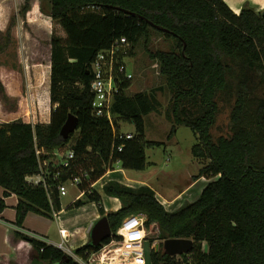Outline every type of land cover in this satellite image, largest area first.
<instances>
[{
    "label": "trees",
    "instance_id": "obj_1",
    "mask_svg": "<svg viewBox=\"0 0 264 264\" xmlns=\"http://www.w3.org/2000/svg\"><path fill=\"white\" fill-rule=\"evenodd\" d=\"M49 16L57 20L64 37L50 38L48 73L50 120L22 119L0 122V214L4 197L14 193L15 221L22 226L25 215L36 212L54 218L61 209L56 182L48 196L41 183L28 177L38 174L40 164L61 149L74 152L71 166L60 177L82 176V197L69 207L94 202L106 215L115 233L122 219L143 215L144 225L158 228L157 238H190L188 253L170 255L152 249L150 264H264V19L249 5L235 13L223 0H48ZM154 24L166 28L162 31ZM152 33L168 41L167 49L151 50ZM121 37L130 43L132 55L141 41L148 56L158 64L171 94L165 116L171 121L168 138L177 125L189 127L197 136L192 155L201 167L193 176L212 178L193 201L167 210L148 185L129 186L116 180L103 185L105 194L117 197L121 206L105 212L101 195L88 186L103 175L112 162L123 168L143 170L148 162L145 147L162 142L145 138L144 116L157 109L153 92L127 93L131 79L114 77L116 91L110 111L112 122L92 113L91 63L102 49ZM120 56L119 59L123 57ZM121 61V60H120ZM121 63V62H119ZM118 64H116L117 68ZM219 102L229 104L226 133L214 134ZM77 118L78 135L69 146L60 128L67 115ZM117 120L132 123L130 138H117ZM121 146V150H118ZM57 151V152H56ZM1 217V216H0ZM28 239L36 257L47 264H79L58 247L15 231ZM155 237H151V241ZM99 245L89 240L73 250L87 258ZM203 244L206 249H203Z\"/></svg>",
    "mask_w": 264,
    "mask_h": 264
},
{
    "label": "rangeland",
    "instance_id": "obj_2",
    "mask_svg": "<svg viewBox=\"0 0 264 264\" xmlns=\"http://www.w3.org/2000/svg\"><path fill=\"white\" fill-rule=\"evenodd\" d=\"M48 12V0H0V120L22 119L33 123H47L50 120V38L52 34L64 37L65 32L57 20L50 18ZM147 46L151 50L167 49L168 41L161 34L152 33ZM125 66L126 71L132 74L127 93L148 91L153 92L157 99V109L144 116L145 138L162 142L159 146L145 147L148 162L145 169H127L126 175L149 181L159 192L172 196L178 192L177 189L194 180V174L191 173L200 164L192 155L191 146L197 142V136L189 127L177 125L175 132L168 138L172 123L166 118L165 109L171 94L159 73L157 62L148 56L141 41L135 46L133 54L126 56ZM219 107L214 134L226 133L228 130L229 104L219 102ZM117 123L122 125V131H134L132 123L123 120H117ZM77 135L78 130H75L68 146ZM64 150L61 149L60 153ZM204 178L203 186L212 179ZM199 188L192 190L194 198L190 200L199 196ZM67 190V194L61 196L63 202L78 193L70 184ZM103 203L106 207L111 206L108 196L102 195ZM157 246L164 250L162 242ZM145 248L148 254V244ZM202 248L206 249V245L203 244ZM25 250L16 247L12 260L18 258L21 262L7 264H47L28 249ZM188 258V264H192V259ZM0 264H4L2 260Z\"/></svg>",
    "mask_w": 264,
    "mask_h": 264
},
{
    "label": "crops",
    "instance_id": "obj_3",
    "mask_svg": "<svg viewBox=\"0 0 264 264\" xmlns=\"http://www.w3.org/2000/svg\"><path fill=\"white\" fill-rule=\"evenodd\" d=\"M235 13H238L243 6L249 5L256 11H264V0H223ZM141 91V90H139ZM14 120V119H13ZM10 121V120H0V122ZM125 122V121H124ZM145 123V118H144ZM119 126V125H118ZM120 132L132 133L133 131H122V125L119 126ZM197 159V158H196ZM198 160V159H197ZM199 161V160H198ZM198 169L191 174H197L201 163L199 162ZM128 170L123 168L120 161H114L105 170L103 175L97 180L91 183L88 191L94 189L101 195H106L111 201V206L106 207L103 203V208L105 212L115 211L121 206V202L117 197L109 196L103 191V185L109 180H116L120 183L129 186H139L148 185L154 191L157 199L164 205L167 210H174L178 208L182 202L187 199L190 200L194 198V193L192 190L198 188L202 190L204 184V177H198L188 184H185L182 188L177 189V193L174 195H164L159 192L154 185L145 180H136L132 177L127 176ZM100 185L98 186V184ZM78 193L74 197L67 201H62L61 196H59V204L61 209L55 212L54 218L38 214L36 212L29 211L23 220L22 226L18 227L14 224L15 221V205L18 201L17 196L10 192L4 197L6 206L0 214V260L4 264L21 262L12 256L16 250V247L23 249H28L30 253L36 256V250L29 242L28 239L20 238L15 236V231L22 233L25 236L34 237L36 239L42 240L47 244L56 247V244L62 240L61 233L67 236L65 240V245L70 250L65 252L72 256L74 254L73 250L77 247L84 245L90 240V230L97 219L101 217L99 210L94 202H87L83 205L77 207H69L76 199L82 197V191L79 187H76ZM4 188L0 186V196H3ZM191 192V193H190ZM201 192V191H200ZM66 195V194H65ZM198 197V196H197ZM196 197V198H197ZM193 201V200H190ZM25 250V251H26ZM76 255V254H75ZM73 257V256H72Z\"/></svg>",
    "mask_w": 264,
    "mask_h": 264
},
{
    "label": "built area",
    "instance_id": "obj_4",
    "mask_svg": "<svg viewBox=\"0 0 264 264\" xmlns=\"http://www.w3.org/2000/svg\"><path fill=\"white\" fill-rule=\"evenodd\" d=\"M130 48V43L125 37L116 39L108 49L100 50L91 63L92 80L90 89L93 93L92 113L96 116H105L111 122L113 115L110 107L116 91L114 77L118 73H123L127 78L131 79L132 74L127 72L125 66L126 52ZM123 55L121 59L120 56ZM121 60V61H120ZM121 62V63H119ZM118 64L117 68L115 67ZM117 138H130L131 133L116 132ZM121 150V146H118ZM61 151V150H60ZM56 154V158L51 160L54 170L50 171L48 162L40 164V171L28 177L30 182L35 184L41 183L47 190L48 196L52 192V184L47 181V176L56 182V189L60 195L67 194V186L78 187L82 181V176H70L64 181H60V177L66 168L71 166L74 152L72 149H65L62 153ZM60 156V158H59ZM119 161V160H117ZM91 184L88 186L90 188ZM87 189V190H88ZM83 194V191H82ZM55 215V212H54ZM144 216L131 214L124 217L116 229L115 233H111L110 239L103 243L101 247L90 253L87 258L72 254L73 258L79 264H147L149 262V253L155 246L163 242L157 238L158 228L153 225L151 229H147L144 225ZM152 234V236H150ZM155 237L152 241L151 237ZM62 240L56 244L59 249L69 252L65 245L67 236L61 233ZM146 244L149 247V253L146 254ZM147 255V256H146Z\"/></svg>",
    "mask_w": 264,
    "mask_h": 264
},
{
    "label": "water",
    "instance_id": "obj_5",
    "mask_svg": "<svg viewBox=\"0 0 264 264\" xmlns=\"http://www.w3.org/2000/svg\"><path fill=\"white\" fill-rule=\"evenodd\" d=\"M264 19V11L262 12ZM154 26L162 31H168L166 28L154 24ZM77 118L73 113H69L63 125L60 128V135L67 138L71 132L76 129ZM111 227L106 215L101 216L95 221L90 230V241L92 245H99L103 240L111 235ZM163 249L170 255H181L191 251L193 240L190 238H167L164 239ZM158 249V246H156Z\"/></svg>",
    "mask_w": 264,
    "mask_h": 264
}]
</instances>
